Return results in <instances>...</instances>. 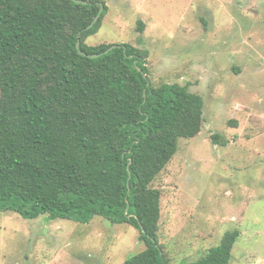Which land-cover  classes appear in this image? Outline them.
<instances>
[{"label": "trees", "instance_id": "1", "mask_svg": "<svg viewBox=\"0 0 264 264\" xmlns=\"http://www.w3.org/2000/svg\"><path fill=\"white\" fill-rule=\"evenodd\" d=\"M82 1L90 4L0 0V213L129 224L146 249L126 264H170L158 242L161 193L151 185L180 139L200 134L204 101L187 86H153L146 54L129 45L106 55L112 45L88 46L107 8L86 31L100 1ZM239 236L227 232L183 264H230Z\"/></svg>", "mask_w": 264, "mask_h": 264}, {"label": "rangeland", "instance_id": "2", "mask_svg": "<svg viewBox=\"0 0 264 264\" xmlns=\"http://www.w3.org/2000/svg\"><path fill=\"white\" fill-rule=\"evenodd\" d=\"M99 1L107 14L88 46L129 45L146 54L153 86H187L204 101L200 134L180 139L151 185L170 264L204 258L233 231L230 264H264V0ZM140 237L101 217L0 213V264H126L146 249Z\"/></svg>", "mask_w": 264, "mask_h": 264}, {"label": "water", "instance_id": "3", "mask_svg": "<svg viewBox=\"0 0 264 264\" xmlns=\"http://www.w3.org/2000/svg\"><path fill=\"white\" fill-rule=\"evenodd\" d=\"M73 1H74L76 4H82V5H89V4H90L89 2L82 1V0H73ZM99 6H100V11H99L98 15L96 16V18L94 19V21L90 24V26L86 28V31L90 30V29H91V28H92V27H93V26L99 21V19L101 18V15H102V13H103V11H104V5H103V3L100 2V3H99ZM120 47H122V46H111L110 48H108V50H106V51L104 52V54L106 55V54L110 53L112 50H114V49H116V48H120ZM77 50H78L83 56H87V54L81 52V43H80V41H78V43H77ZM88 57H90V58H92V59H96V58L99 57V55H90V56H88ZM142 230H143V233H145L144 228H142Z\"/></svg>", "mask_w": 264, "mask_h": 264}]
</instances>
